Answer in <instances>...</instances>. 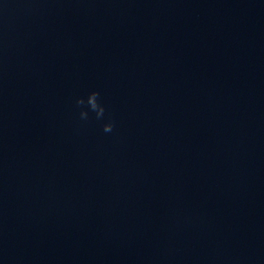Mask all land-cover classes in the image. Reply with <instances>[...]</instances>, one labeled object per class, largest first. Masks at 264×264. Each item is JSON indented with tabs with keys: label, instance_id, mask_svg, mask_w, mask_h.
<instances>
[{
	"label": "clouds",
	"instance_id": "clouds-1",
	"mask_svg": "<svg viewBox=\"0 0 264 264\" xmlns=\"http://www.w3.org/2000/svg\"><path fill=\"white\" fill-rule=\"evenodd\" d=\"M87 104L88 109L91 112L95 113L96 119H102L105 116V106L100 102V92L99 91H91L87 95V99L83 97L78 98L76 100L77 106H83ZM80 119L82 121H87L89 117L88 111L81 110L79 113ZM115 128V122L111 118H109L108 122L103 124V132L104 133H112Z\"/></svg>",
	"mask_w": 264,
	"mask_h": 264
}]
</instances>
